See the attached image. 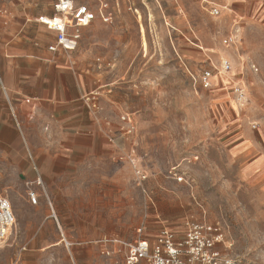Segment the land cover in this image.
<instances>
[{
    "label": "rangeland",
    "instance_id": "1",
    "mask_svg": "<svg viewBox=\"0 0 264 264\" xmlns=\"http://www.w3.org/2000/svg\"><path fill=\"white\" fill-rule=\"evenodd\" d=\"M24 1L26 19L29 5L54 11L47 0ZM108 1L113 22L87 28L71 56L82 90L73 115L81 123L88 111L101 129L75 132L72 152L58 149L44 117L33 145L26 134L0 140V194L15 214L0 264H122L103 247L154 241L163 227L182 235L188 220L220 226L240 264H264V0ZM214 4L227 10L213 17ZM33 31L47 49L54 34ZM224 60L232 70L220 75ZM205 71L215 75L210 89L200 83ZM123 112L137 121L133 138L120 132Z\"/></svg>",
    "mask_w": 264,
    "mask_h": 264
},
{
    "label": "crops",
    "instance_id": "2",
    "mask_svg": "<svg viewBox=\"0 0 264 264\" xmlns=\"http://www.w3.org/2000/svg\"><path fill=\"white\" fill-rule=\"evenodd\" d=\"M72 1L76 6L87 5L94 11L98 10L95 0L94 4H91L90 0ZM24 2V0H0V14L4 12L0 15V42H2L0 45V95H3L6 103H2V106L6 108L8 105L7 112L0 118V127L8 134L4 133L0 140L3 145H11V134L16 137L17 142L20 140L19 135L26 134L30 139L28 144L33 145L30 132L44 129L37 125L38 119L44 117L49 122V125L45 127L46 130H50L54 135V144L59 150L65 147L63 150L69 149V152H72L75 132L81 131L83 134L94 136L101 128L93 121L88 111L85 120L81 123L73 115V109L82 94L76 75L71 69L73 67L71 56L76 50L51 52L49 47L56 43V33L39 23L41 17H53L54 11L46 12V8L29 5V18L26 19L27 7ZM46 2L48 6H53L54 0ZM96 22L105 24L99 18L93 24ZM42 27L54 34L53 41L49 43L47 49L40 36L33 35L31 38L27 33L29 28H33V32H36ZM87 28L81 30V35ZM57 55L58 58H55ZM62 55L64 58L61 57ZM54 73L59 77L58 80L50 78V75ZM66 75H69L73 81V88L66 86L64 78ZM221 79L225 80L221 81ZM231 80V77L227 79L226 76H222L219 81L226 87L234 83V79ZM68 91H73L74 95L71 96L67 93ZM27 107L30 109L27 110ZM65 110L68 111L67 114H64ZM26 113H29L31 117L30 123L25 121ZM19 119L22 123H19ZM86 141L89 143L90 139Z\"/></svg>",
    "mask_w": 264,
    "mask_h": 264
},
{
    "label": "built area",
    "instance_id": "3",
    "mask_svg": "<svg viewBox=\"0 0 264 264\" xmlns=\"http://www.w3.org/2000/svg\"><path fill=\"white\" fill-rule=\"evenodd\" d=\"M98 10L94 11L87 5L76 6L72 0H54L53 17H41L39 23L48 30L56 33V43L49 47L51 52L62 50L73 52L77 49L81 39V30L90 27L99 18L105 24H111L114 15L111 12L108 0H95ZM211 15L218 17L226 6L212 5ZM235 36L224 40L226 46L235 44ZM232 68L228 61L222 65L220 75L230 74ZM213 71H205L200 77V83L205 89L213 86ZM238 97L244 99V90L238 86L234 89ZM92 99H86L87 108L95 113L99 110L94 103L98 94L92 93ZM94 100V101H93ZM120 132L128 138L135 137L138 126L133 114L123 112L119 115ZM113 144L116 137L107 134ZM134 151V150H133ZM177 182H184V177H177ZM30 201L36 205L38 197L34 192L29 193ZM53 212V217H55ZM15 225V214L10 201L0 194V250L6 244ZM142 229L139 230L141 235ZM113 248L103 247V254L112 256L116 254L122 259V264H240L236 259L226 254L227 237L224 230L208 223L186 221L184 232L179 235L175 230L163 227L156 235L154 241L139 238L128 243L122 240L111 242ZM225 249V250H224Z\"/></svg>",
    "mask_w": 264,
    "mask_h": 264
},
{
    "label": "bare ground",
    "instance_id": "4",
    "mask_svg": "<svg viewBox=\"0 0 264 264\" xmlns=\"http://www.w3.org/2000/svg\"><path fill=\"white\" fill-rule=\"evenodd\" d=\"M237 38V37H236Z\"/></svg>",
    "mask_w": 264,
    "mask_h": 264
}]
</instances>
